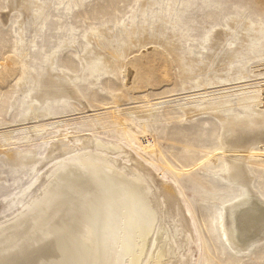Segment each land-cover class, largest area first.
Instances as JSON below:
<instances>
[{"label": "rangeland", "instance_id": "1", "mask_svg": "<svg viewBox=\"0 0 264 264\" xmlns=\"http://www.w3.org/2000/svg\"><path fill=\"white\" fill-rule=\"evenodd\" d=\"M243 25L254 30L248 61L235 49L226 57ZM216 29L229 37H215ZM200 104L208 109L185 112ZM138 107L151 112H125ZM217 110H264V0H0L1 222L62 159L65 133L81 130L92 147L124 149L108 156L138 165L156 195L170 187L178 198L177 217L162 215L166 234L140 264H155L163 250L161 264H264V233L231 249L218 232L219 213L241 198V183L224 173ZM140 137L154 146L142 152ZM243 163L264 197L259 142ZM110 208L98 214L100 230Z\"/></svg>", "mask_w": 264, "mask_h": 264}, {"label": "bare ground", "instance_id": "2", "mask_svg": "<svg viewBox=\"0 0 264 264\" xmlns=\"http://www.w3.org/2000/svg\"><path fill=\"white\" fill-rule=\"evenodd\" d=\"M26 3L28 6L29 2ZM253 31L243 25L236 34L233 51L226 46L230 50L226 57H234L235 49L237 56L248 61L246 48ZM214 35L222 40L229 37L221 29H216ZM207 64L199 69H205ZM221 68H229V64ZM237 73L241 79V70L237 69ZM257 97L243 103L256 102ZM206 106L200 104L184 109L193 114L204 112L208 109ZM125 112L135 117L138 113L146 116L151 111L138 107ZM213 114L221 124L224 173L230 183H241V198L228 211L225 207L219 213L218 232L228 247L238 249L264 233V197L243 163L244 152L254 143L259 142L264 148V110L255 114L240 113L237 117H226L221 110ZM81 133V130L65 133L70 144L63 149L62 159L57 161L60 157H56L49 171L43 173L41 187L26 197L9 219L2 222L0 219V264H140L149 243L157 246L158 237L166 234L162 229V215L177 217L174 205L179 201L170 187L156 195L151 179H147L138 165L126 167L123 159L116 161L117 154L114 158L108 156L111 147L115 148V153L124 149L110 145L106 148L101 142H97L98 148L92 147L91 137ZM121 133L131 145L125 127ZM153 146V142L140 137L139 150L144 152ZM50 148L51 155L58 151L54 145ZM106 206L111 208L100 230L102 222L99 223L98 214ZM166 206L174 214L164 212ZM226 213H229V225L225 223ZM177 223L181 230L185 229L184 220ZM163 251L155 264L162 263Z\"/></svg>", "mask_w": 264, "mask_h": 264}]
</instances>
